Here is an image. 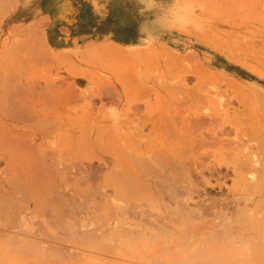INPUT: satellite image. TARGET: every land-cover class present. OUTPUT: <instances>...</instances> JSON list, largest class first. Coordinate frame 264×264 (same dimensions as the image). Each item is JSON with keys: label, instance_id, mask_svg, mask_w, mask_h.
Listing matches in <instances>:
<instances>
[{"label": "rangeland", "instance_id": "1", "mask_svg": "<svg viewBox=\"0 0 264 264\" xmlns=\"http://www.w3.org/2000/svg\"><path fill=\"white\" fill-rule=\"evenodd\" d=\"M17 20H23V26H14ZM54 35L59 41L74 42L67 43L68 53L55 55ZM0 45L8 49V54L5 53L8 58H4L5 62L0 60H3V64L0 62V104L6 103V99L16 100L21 106L19 109L28 107L32 112L47 102L48 105H54L55 101L72 105V98L68 100L66 94L74 81L73 75L94 68L97 48L105 45L109 48L105 47L102 52L111 62L114 78L127 80L130 87L124 102L112 105V108H125L120 116L123 122L139 121L142 114L149 118L146 115L161 113L167 121L175 118L182 121L196 111L199 96L209 88L216 95H222H217L222 102L216 98L218 101L213 107L219 119L209 126L210 132L223 130L218 134L235 141L241 138L235 132L252 127L264 137V0H0ZM59 93L64 100H60ZM3 94L5 99L1 97ZM10 94L15 97L9 98ZM136 104L142 105L140 109ZM10 113L14 114L9 110L7 115ZM97 113L105 112L100 109ZM3 116L0 115V120ZM14 116L8 118H20ZM150 118V122L157 121ZM225 126L232 128L227 129L229 135ZM193 155L198 181V191L189 200L193 205L181 201L188 209L185 210L166 194H159L158 198L154 195V199L150 193L143 192L141 197L135 194L132 204L129 203L135 208L140 205L136 209L132 207L131 212L141 211L138 217L129 212L131 217L125 212V201L117 198L111 185L113 158L107 159L102 150L98 151L95 161L96 171L100 169L99 186L84 188L85 191L103 190L105 194L97 192L102 198L97 199L92 212L86 217H76V225L74 218L68 221L64 217L65 223L73 224L51 225L42 230L27 221L21 223V216L13 218L3 214L12 218L7 219L0 214V264H264V205L256 199H249L245 204L247 195L240 188L235 190V175L227 163L216 166L218 159L213 149L203 147ZM242 156L243 163L247 160L250 165L249 149ZM220 199L230 202L226 203L225 211V204H221L224 209L219 206L225 201ZM5 200L0 199V205L11 203L9 197ZM212 204L216 205L217 210L212 208L216 212L210 210ZM97 205H101L100 209ZM217 207L222 208L223 215ZM143 208L154 215L144 214ZM152 220L160 222L162 229H157L156 223L152 226ZM256 221L260 226L256 225L253 230ZM46 230L52 235H45ZM128 230L134 231L130 238ZM246 237L258 240L247 248ZM186 241L190 244L186 249L189 252L183 249L188 244ZM193 244L199 249L193 246L191 250ZM217 249L218 252L224 249L222 252L228 255L222 252L218 255ZM212 253H215L214 259L210 257Z\"/></svg>", "mask_w": 264, "mask_h": 264}, {"label": "bare ground", "instance_id": "2", "mask_svg": "<svg viewBox=\"0 0 264 264\" xmlns=\"http://www.w3.org/2000/svg\"><path fill=\"white\" fill-rule=\"evenodd\" d=\"M4 45H0V60L6 57L8 58V56L5 55V53L8 54V49L7 46L5 47ZM105 47L106 50L109 48L105 45H100L97 48L96 61L94 60L96 64H94V68L90 67L89 70H84L73 75L74 81H72L73 83H70L68 91L66 90L68 93V95L66 94V98L68 100L72 98V105L69 103V105L67 103L64 104L62 101H55V103H53L54 105H48L49 102H47L46 106H43V108L36 109L34 112H32L28 107L19 109V107H21L20 104L11 101L9 102L7 99L6 103L0 104V115H4L0 120V199L6 198L7 200L9 197L11 202L7 205H0L1 215H13V218L21 216V223L27 221L29 224L38 225L41 227V230L42 228L48 229L51 225L64 226L68 223L73 224L67 221L65 223L64 217H68V221L74 218L73 220L76 225V217H82L83 215L86 217V215L90 214L97 199H100L99 197H101L98 193L103 190L98 192L99 190L96 189V187L98 188L99 186L97 184V172L100 169L98 168V171H96L95 161L97 159L96 153L101 150L107 159L110 157L111 159L113 158L115 169L112 167L113 170L111 171L112 188L115 190L117 198L119 200L125 201V212L128 214L129 212L132 214L134 213L135 215L133 214V216H137L138 213V215H140L141 211L139 209L137 214L135 213L137 211H134L140 205H136V208L134 205H132V207L135 209L133 210L134 212H131L132 207L129 205V203L132 204V198L135 194L141 197L143 192L150 193L153 197L155 195L156 198H158L159 194H166L171 200H174L177 203L179 202L178 204H180V208H182V206L184 207L185 203H189V200L193 199L194 193L198 191L196 184L198 181L195 180V172L193 170L196 160L194 161L192 156H194L193 153L197 152V150L203 147L213 149V154L215 158L218 159V161H215L218 168L222 167L223 163H227L228 169L231 168L235 175V190L240 188L239 191L241 190L243 193H245V196L247 195L245 204L249 199H256L258 201L257 203L264 205V137H260L254 128H247L246 126V129L243 128L244 130L240 128V133L235 132V134H239L238 137H241L239 140H236L237 138L235 137V141L218 134L221 132V130H218V133L210 132L211 130L209 126L213 125L212 123L214 120L218 118L213 111V107L220 99L217 98L218 94L216 95L213 93L215 90L212 92V89L209 90V88L205 90L201 96H199V104L196 111L192 112V115L190 116L186 115L184 120H180L181 122L176 121V118L175 121H167L166 117L164 118V116H162L163 113L154 116H151L148 113V115L145 114L149 118L151 116L150 119L157 120L156 122L148 121L149 118L145 117L143 114L140 116L142 118L144 116V118H147L146 120L140 117L139 121H136L137 123L131 121L123 122V119H121L120 116H122L124 113L125 108L121 106V108H112V105H114L116 102L119 104L123 103L125 96L130 90V87L127 84V80H116L114 78L110 66L111 62L109 63V59L105 57V52H102L105 51ZM2 61L0 62L3 64ZM66 91L64 90L63 92ZM3 95L1 97L2 99H5L3 98L5 95ZM11 96L12 97L10 98L15 97L13 95ZM61 96L63 97V95H59L60 100H64V97L62 98ZM190 96L194 97L193 94ZM218 96L222 97V95ZM216 98L218 100H216ZM220 102L222 101L220 100ZM135 106L137 109H140L142 105H139V107L136 104ZM135 106H133L134 109H136ZM100 109H103L105 113L98 114L97 112ZM9 110H12V112L20 118L13 120L9 119L10 115L14 116V114L12 115L11 113L9 116L7 115L9 114ZM227 129L226 131H228L230 128L228 130ZM230 130H232V128ZM226 131H224V133ZM229 131L227 135H229ZM247 149H249V153H251L250 165H247V160L243 163L242 153ZM200 158L204 159V157ZM227 159L232 161L228 162ZM228 163H232V165H229ZM196 177H200V180L202 179L201 176ZM203 183L205 182L203 181ZM86 185H96V187L93 188L96 190L85 191L84 187ZM226 199H220V201L225 202H221L219 204V206L221 204H225L226 208L222 207V205L220 206L223 209L225 208L224 211L228 208L226 203L230 204V202H226ZM181 201L185 202L184 205L181 203ZM214 202H217V200ZM145 203H143V206L146 205ZM120 204L121 203H119V206H121ZM167 204L170 205V202ZM212 205H210L212 206L210 207V210L212 208L217 210L216 205ZM98 206L99 205H97V207ZM165 206L166 205L163 207L166 209L167 206ZM185 207L183 209H185ZM220 207L217 208L219 209ZM258 207L259 206L256 208ZM112 208H110V210H113ZM222 208H220V214L223 215L224 211ZM189 209L191 208L189 207ZM207 209H209V206ZM185 210L188 209L186 208ZM215 210H213V212ZM193 211L195 212V210ZM142 212L145 214V209ZM147 212L148 213H146V215L151 213L149 211ZM217 213H219V210ZM132 214L129 215L132 217ZM152 214L153 213L150 215ZM205 214L207 215V213ZM197 216L198 215H195V217ZM2 217L12 219L4 215ZM144 220L146 221L145 223H147L146 218H144ZM12 221L13 220H11V222ZM151 224L152 226L153 224L154 226H157V229L160 227L159 230L162 229V224L160 222L153 221ZM213 224L215 223L213 222ZM253 224L254 225L252 229L254 230L257 227L256 225L259 224L258 222ZM163 225L166 227L167 224L164 223ZM91 226L93 225L91 224ZM146 228L147 227L145 226V232H147ZM219 228L224 230L221 226H219ZM142 229L143 228H141L140 231L141 233L144 232ZM77 230L79 232V228ZM221 230L219 229L220 234ZM49 231L46 233L44 232V234L49 235ZM128 232L129 236L132 235L131 232L134 231L128 230ZM130 237L131 236H129V238ZM209 237L210 236L208 234L207 239ZM54 238H56V236ZM253 240L246 237L244 244H247V246L245 247L250 248L249 245L258 239H255V241ZM189 241H186L188 243L186 248L182 247L185 252L188 251L186 250L188 249V245L190 246ZM193 246L196 249H199L197 244H193L192 248ZM180 247H178V249H180ZM201 247L203 246H200V248ZM237 247L239 248V246ZM192 248L191 250H194V248ZM213 248L214 247L212 246V249ZM223 250L224 249H221L219 252H222ZM244 251L240 252L244 253ZM219 252L217 249L216 253L218 255L220 254ZM179 253L182 252L179 251ZM222 253H224L225 256L228 255L225 254L226 251ZM212 254H210V257L214 259L215 253ZM246 256H248V254ZM155 257L157 256L155 255ZM181 257L185 258V256ZM238 259L240 258L238 257ZM193 260L195 259L193 258ZM220 260L222 261L223 258ZM220 260L218 259L217 262L219 263Z\"/></svg>", "mask_w": 264, "mask_h": 264}, {"label": "crops", "instance_id": "3", "mask_svg": "<svg viewBox=\"0 0 264 264\" xmlns=\"http://www.w3.org/2000/svg\"><path fill=\"white\" fill-rule=\"evenodd\" d=\"M42 13V12H41ZM40 13V14H41ZM39 15V14H37ZM14 26H23V20H17L15 21V23L13 22ZM56 36L57 35H54L55 39H56ZM55 43V50H56V54H64V53H68L67 51V46L68 44L67 43H71V44H74V42L68 40L66 42H63V41H59V39H56L55 41H53ZM75 44H79V43H75ZM12 97L11 95H9V98ZM13 99V98H12ZM10 102V101H9ZM14 102V101H13ZM16 102V101H15Z\"/></svg>", "mask_w": 264, "mask_h": 264}]
</instances>
